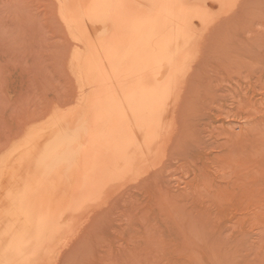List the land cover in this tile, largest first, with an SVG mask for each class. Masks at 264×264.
<instances>
[{"label":"rangeland","instance_id":"obj_1","mask_svg":"<svg viewBox=\"0 0 264 264\" xmlns=\"http://www.w3.org/2000/svg\"><path fill=\"white\" fill-rule=\"evenodd\" d=\"M214 7L187 30L154 154L120 172L50 264H264V0ZM60 16L58 0H0V158L76 97Z\"/></svg>","mask_w":264,"mask_h":264},{"label":"bare ground","instance_id":"obj_2","mask_svg":"<svg viewBox=\"0 0 264 264\" xmlns=\"http://www.w3.org/2000/svg\"><path fill=\"white\" fill-rule=\"evenodd\" d=\"M219 1L58 0L77 94L0 158V264H50L120 172L154 154L187 30Z\"/></svg>","mask_w":264,"mask_h":264}]
</instances>
